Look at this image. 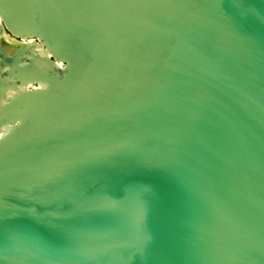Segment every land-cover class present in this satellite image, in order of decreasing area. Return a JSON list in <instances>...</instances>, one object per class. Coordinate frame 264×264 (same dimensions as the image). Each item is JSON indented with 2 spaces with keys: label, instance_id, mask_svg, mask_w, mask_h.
Returning <instances> with one entry per match:
<instances>
[{
  "label": "water",
  "instance_id": "95a60500",
  "mask_svg": "<svg viewBox=\"0 0 264 264\" xmlns=\"http://www.w3.org/2000/svg\"><path fill=\"white\" fill-rule=\"evenodd\" d=\"M0 264H264V0H0Z\"/></svg>",
  "mask_w": 264,
  "mask_h": 264
}]
</instances>
